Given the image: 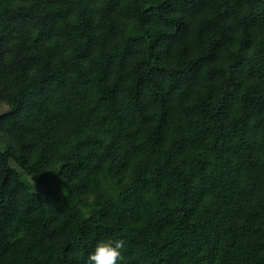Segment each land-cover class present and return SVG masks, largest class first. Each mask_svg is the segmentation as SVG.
Returning <instances> with one entry per match:
<instances>
[{
    "label": "trees",
    "instance_id": "1",
    "mask_svg": "<svg viewBox=\"0 0 264 264\" xmlns=\"http://www.w3.org/2000/svg\"><path fill=\"white\" fill-rule=\"evenodd\" d=\"M0 104V264H264V0H0Z\"/></svg>",
    "mask_w": 264,
    "mask_h": 264
},
{
    "label": "clouds",
    "instance_id": "2",
    "mask_svg": "<svg viewBox=\"0 0 264 264\" xmlns=\"http://www.w3.org/2000/svg\"><path fill=\"white\" fill-rule=\"evenodd\" d=\"M124 247L121 239L99 240L88 253L86 264H119L122 260L120 249Z\"/></svg>",
    "mask_w": 264,
    "mask_h": 264
},
{
    "label": "rangeland",
    "instance_id": "3",
    "mask_svg": "<svg viewBox=\"0 0 264 264\" xmlns=\"http://www.w3.org/2000/svg\"><path fill=\"white\" fill-rule=\"evenodd\" d=\"M6 109V106L3 104H0V112ZM8 164L17 168L19 171L23 172V170L20 167V160H12L7 159ZM46 185H57V183L54 180V174L42 177L40 179L34 180V186L37 188L44 187Z\"/></svg>",
    "mask_w": 264,
    "mask_h": 264
}]
</instances>
